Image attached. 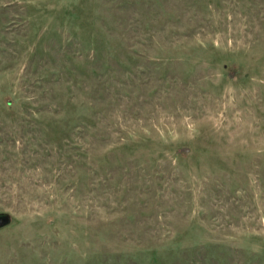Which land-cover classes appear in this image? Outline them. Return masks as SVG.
<instances>
[{
    "label": "rangeland",
    "instance_id": "1",
    "mask_svg": "<svg viewBox=\"0 0 264 264\" xmlns=\"http://www.w3.org/2000/svg\"><path fill=\"white\" fill-rule=\"evenodd\" d=\"M0 264H264V0H0Z\"/></svg>",
    "mask_w": 264,
    "mask_h": 264
},
{
    "label": "water",
    "instance_id": "2",
    "mask_svg": "<svg viewBox=\"0 0 264 264\" xmlns=\"http://www.w3.org/2000/svg\"><path fill=\"white\" fill-rule=\"evenodd\" d=\"M12 221V217L7 212H0V228L8 226Z\"/></svg>",
    "mask_w": 264,
    "mask_h": 264
}]
</instances>
